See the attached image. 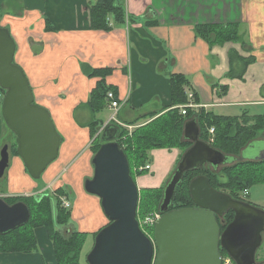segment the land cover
I'll return each mask as SVG.
<instances>
[{"label":"crops","instance_id":"crops-1","mask_svg":"<svg viewBox=\"0 0 264 264\" xmlns=\"http://www.w3.org/2000/svg\"><path fill=\"white\" fill-rule=\"evenodd\" d=\"M119 1L126 21L118 23L110 16L111 29L101 31L91 21L90 7L97 0H0V27L15 41L14 62L28 77L35 103L49 111L63 139L56 161L40 180L30 178L10 150L15 135L2 116L5 91L0 88V152L3 146L10 152L0 198L8 203L44 194L58 181L73 205L70 227L90 242L109 219L99 197L85 190L90 166L94 170L91 131L75 119L86 125L108 111L93 115L84 106L98 80L85 76L81 63L112 69L106 84L122 102L119 117L128 125L173 108L172 74H183L191 82L206 112L226 117L264 114V0ZM231 24L238 28L237 41L210 45L198 36V27ZM232 54L237 55L233 64ZM242 60H249L244 73ZM173 150L174 158L179 157ZM34 231L38 250L33 253L26 246L15 250L11 238H1L10 245L0 249V264H55L47 233L41 227Z\"/></svg>","mask_w":264,"mask_h":264},{"label":"water","instance_id":"water-1","mask_svg":"<svg viewBox=\"0 0 264 264\" xmlns=\"http://www.w3.org/2000/svg\"><path fill=\"white\" fill-rule=\"evenodd\" d=\"M15 49L10 32L0 27V88L5 91L2 116L15 135L16 152L29 177L40 180L56 161L63 139L49 111L35 103L28 77L14 62ZM120 131L111 124L99 132L102 145L91 162L93 178L85 182V190L99 197L109 219L94 239L87 264H222V251L236 264H258L255 259L264 235L263 210L216 190L204 175L189 183L194 207L170 210L186 172L206 166L218 170L237 161L201 139L197 120L184 125L183 139L192 145L164 188L152 239L142 232L137 220L140 190L130 175L124 149L117 142ZM243 152L252 155L251 161L263 162L264 140L250 142ZM9 160V148L3 146L0 178ZM229 212L234 218L222 230ZM30 220L27 205H8L0 198V235L20 229Z\"/></svg>","mask_w":264,"mask_h":264},{"label":"trees","instance_id":"trees-1","mask_svg":"<svg viewBox=\"0 0 264 264\" xmlns=\"http://www.w3.org/2000/svg\"><path fill=\"white\" fill-rule=\"evenodd\" d=\"M91 21L95 30L109 31L111 29L109 17L118 23H124L125 10L119 0H97L91 7ZM198 36L210 45L225 44L227 42L237 41L240 37L236 25H205L198 27ZM237 55L232 54L231 64L234 63ZM254 60L253 58L251 59ZM249 61V60H248ZM248 61L242 60V72L244 73ZM81 72L88 78L97 79L96 87L92 90L90 101L84 106L92 112L93 115L101 113L105 108V94L108 90H114L106 84V77L112 73V69H96L90 67L86 63H81ZM235 69L232 70V74ZM241 72V73H242ZM231 75V74H230ZM169 82L171 83L172 106L169 111L162 114H149L144 116L148 119L144 126H140L132 131L129 136L127 131L121 129L117 142L127 156L130 164V175L132 170L137 167L147 166L148 160L151 159L150 152L154 150L172 151L176 148L187 150L192 145L190 142L183 139L184 125L188 120L195 119L198 121L201 133V139L219 150L223 154L236 158L235 155L249 146V143L256 140L255 134L264 128V114L251 116L247 112L238 117L218 116L213 112H206L203 109L196 114L192 110H188L186 115H182L179 106H183L188 102L187 92H190L194 97V102L199 103V97L191 90V82L183 74L170 75ZM189 90V91H188ZM115 92V91H114ZM83 107V106H82ZM159 115V116H158ZM78 125L89 127L92 136L97 133L98 126L96 119L86 125L81 124L78 119H75ZM139 120L132 122V125H137ZM130 125V126H132ZM210 128L214 129L213 141L210 142ZM183 139V142L181 141ZM102 142L93 147L95 153L101 147ZM184 151V153H185ZM13 154H17L16 148L12 149ZM182 157V156H181ZM237 161L231 164L224 165L221 170V176H226V183L222 184L219 180L217 170L212 169L206 171V168L188 171L184 176L183 181L178 185L174 203L170 210L183 209L192 207L193 201L189 194V183L199 175L208 177L209 183L216 190L222 191V188L232 186H243L244 190H249L251 186L259 183H264V160L263 162L248 161L245 162L241 158H236ZM195 176H192V175ZM134 179V174L132 175ZM225 178V177H224ZM135 180V179H134ZM159 189H148L144 193L150 191H158ZM61 194H66V191L60 190ZM223 192V191H222ZM226 192V191H225ZM224 192V193H225ZM163 194V193H162ZM230 194V193H229ZM235 200L236 196L230 194ZM6 202V201H5ZM19 202L24 203L30 210V222L21 229L14 231L10 235L0 236L1 238H11L13 249L19 250L26 246L27 253H33L38 250V244L35 237L34 229L45 227L49 231L51 241L54 246V253L57 259V264H80V251L84 244L83 235L77 231L65 237L60 228L66 227L71 221V212L62 207L59 201L56 202V216L54 217L52 210L51 196L16 198L8 200V205H14ZM233 212L226 215L228 223L233 219ZM226 226L222 227V230ZM97 235V234H96ZM95 235V237H96ZM94 237V239H95ZM9 244V243H8ZM5 242H0V249L8 248ZM225 252L222 251V255Z\"/></svg>","mask_w":264,"mask_h":264},{"label":"rangeland","instance_id":"rangeland-1","mask_svg":"<svg viewBox=\"0 0 264 264\" xmlns=\"http://www.w3.org/2000/svg\"><path fill=\"white\" fill-rule=\"evenodd\" d=\"M122 107H123V105H122ZM105 108L108 111L107 115H104L103 118L96 119V121H97L96 125L98 126L97 133H95L94 136H92V134H91V137H90L92 141L89 143V146H90L89 149L92 151L93 155L95 154L93 147L100 143V137H99L100 129H102V127L105 125L106 121L110 118V115H111V111H109V109L107 108L106 101H105ZM201 109L202 108H199L194 113L196 114ZM261 113H264V112H261ZM256 114H258V113H256ZM117 120L122 122L119 116H118ZM147 121H149V120L148 119L143 120V118H142L141 120H139L138 124L135 125L136 126L135 129H137L139 126H144L145 124H147L146 123ZM125 131H127V130H125ZM254 138H256V140L257 139L258 140H264V128L261 129V131H258L257 134H255ZM181 141L183 142V139H181ZM13 148H16L15 140L13 141V146L10 147V150ZM245 148L246 147L244 146L243 149L239 152V154H237L235 156H236V158H242L243 157L244 159L250 161V159H252L253 157H252V155L249 156L243 152ZM176 149L179 152V154H178L179 157L177 156L176 158H174V156L176 154V152L174 150L172 151V153H169L171 151L168 152V150H166V151H163L161 149L154 150L157 153L151 154L152 152H150L151 159L148 160V164H147L150 166L149 169H145L146 166H144V167L142 166V167L135 168V171L132 170V175L134 174V179L136 181V185L140 190L139 191L140 192V195H139L140 202H139V206L137 209V214H138L137 220L139 222V226L141 227L142 232L149 239L153 237L154 228H155L154 225L156 223V219H157V217H160V213H158V211H159V207H160L161 202H162L161 199L163 196L162 193L164 191V188L166 187V184L169 182L170 178L172 177L173 172L175 171L179 162L181 161L180 160L182 158L181 155L185 151L181 148L180 149L176 148ZM248 161H245V162H248ZM91 168H92V166H90V172H88V176H87L86 180L93 178L94 170L91 172ZM205 168H206V171L212 170V167H210V166H206ZM221 170H222V167H220L216 172L219 175L218 181L222 184H225L226 183V176L224 175L225 178L223 177V175L221 176V173H222ZM199 174H198V176H199ZM192 176H195V175L193 174ZM57 183H58V181H57ZM57 183L54 184L53 186L50 185L49 190L48 191L45 190L46 192H44V194H35L38 197H44L46 195L51 196V199H52L51 204H52V210H53L54 217L56 216V213H57L56 208H55L57 201H59L60 204H63L62 207H64V208H65L64 203H69L68 195L61 194L60 190L64 191V189L61 186L58 187ZM148 189H159V190L156 192L150 191L148 193H144L145 190H148ZM220 190H222L223 193L226 191L225 193H227V194L230 193L233 196H236V198H237L236 200H239V199L243 200L247 203L253 204L257 208L264 211V183H259V184L253 185V186H251V188L248 191L244 190L243 186H239V185H237V186L235 185V186L228 187V188H222ZM222 191H220V192H222ZM70 205H71L70 208H68L67 210L71 212L73 205H72V203H70ZM233 218H234V214H233ZM153 221H154V223H153ZM223 221L225 223V226H227L230 223V222L228 223V218H226V216L224 217ZM70 226H71V223H69L66 227L60 228V230H62V234L65 235V237H69L70 236L69 234H72V232L75 231V229H73ZM41 228L43 230H45V232L48 235V239H49L50 243H52L50 235H49V231L47 230V228H45V227H41ZM90 241H91V239L90 240H89V238L87 239V236L84 238V244H83L81 251L79 253L80 264H87V256L91 250V244L94 243V241L93 242H90ZM89 242H90V245L88 244ZM52 245H53V243H52ZM53 253H54V246H53ZM54 256H55V253H54ZM225 258H226V255H225ZM55 259H56V256H55ZM255 260L258 264H264V235H263V241L261 244V248L257 251ZM55 264H57V259H56Z\"/></svg>","mask_w":264,"mask_h":264},{"label":"built area","instance_id":"built-area-1","mask_svg":"<svg viewBox=\"0 0 264 264\" xmlns=\"http://www.w3.org/2000/svg\"><path fill=\"white\" fill-rule=\"evenodd\" d=\"M187 95H188L187 104H184L183 106L177 107L180 109L182 115H186L188 110H192L195 112L199 108H202L198 103L194 102V97L190 92H187ZM105 101L107 103V108L109 109V111H111V115H110V118L106 121L105 125L100 130V132L103 131L106 128V126L114 124L118 128L127 130L128 135L130 136L132 134V131L136 128V126L135 125L130 126V125H127V124L117 120V118L119 116V112H120L119 110L123 104L118 98H116L113 90H108L106 92ZM209 133H210V142H212L213 136H214V129L210 128ZM149 168H150L149 165H147L145 167V169H149ZM134 171H135V169H134ZM64 205H65L66 209L70 208V206H71L70 203H64ZM158 219H159V217H157L156 221ZM153 223H154V221H153ZM150 239H152V238H150ZM225 255H226V258H225ZM225 255H222V257H221L222 264H236L235 261H233L229 255H227L226 253H225Z\"/></svg>","mask_w":264,"mask_h":264},{"label":"flooded vegetation","instance_id":"flooded-vegetation-1","mask_svg":"<svg viewBox=\"0 0 264 264\" xmlns=\"http://www.w3.org/2000/svg\"><path fill=\"white\" fill-rule=\"evenodd\" d=\"M240 200V199H239ZM241 201H243V200H241ZM243 202H245V201H243ZM247 203V202H246ZM248 204H250V203H248ZM251 206L253 205V204H250ZM254 206V205H253ZM192 207H194V205L192 206ZM256 207V206H255Z\"/></svg>","mask_w":264,"mask_h":264}]
</instances>
